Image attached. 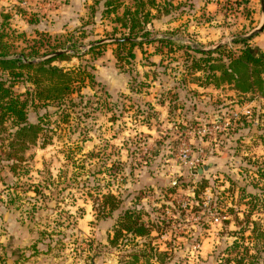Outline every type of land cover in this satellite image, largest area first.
<instances>
[{"label":"rangeland","instance_id":"obj_1","mask_svg":"<svg viewBox=\"0 0 264 264\" xmlns=\"http://www.w3.org/2000/svg\"><path fill=\"white\" fill-rule=\"evenodd\" d=\"M140 1L61 0L75 11L63 12L56 32L36 27L42 12L18 4L21 17L3 27L10 12L0 8L12 56L28 63L70 49L50 65H85L96 78L62 106L29 94L34 69L21 77L0 71L28 100L27 122L43 128L36 143L6 155L16 126L3 120L0 264H264V237L254 232L255 223L264 229V84L243 91L211 67L226 66L246 45L264 56L257 35L234 42L262 25L261 0H155L159 11L143 0L152 13L150 35L138 34L144 43L111 41L129 34L117 16ZM165 36L174 42H146ZM188 45L210 51L205 70L192 68L201 54ZM238 75L243 88V67ZM200 149L205 161L192 164ZM91 192L114 193L119 209L98 217ZM127 210L139 212L147 234L116 238Z\"/></svg>","mask_w":264,"mask_h":264},{"label":"trees","instance_id":"obj_2","mask_svg":"<svg viewBox=\"0 0 264 264\" xmlns=\"http://www.w3.org/2000/svg\"><path fill=\"white\" fill-rule=\"evenodd\" d=\"M140 2V5L137 6L134 11L131 12L130 10H127L126 12H124L123 16H117V20L121 21L123 28H126V30L129 31L128 35H124L120 38L127 40H120L118 41L119 44H142L144 43V41L137 40V38L139 37L138 34L142 33V36L145 37H148L150 35V32L147 30L146 25L150 22L152 13L150 11L144 12L143 8L145 3L143 0H141ZM152 4L154 5V8L159 11L160 6L158 3V5L156 4L155 0L152 1ZM3 18L4 20L1 25L4 27L5 22H7V20L10 21L11 17L9 14H5ZM3 27H0V71H8L12 74H15L16 77H21L24 76L25 69H34L36 72L35 75L28 76V80L32 82L34 87L32 91L28 92H30L29 94L33 96L34 100H38L44 103L56 100L63 106L69 98H72L71 96L74 93L78 92L79 94L82 87H86L90 83L94 84L96 79L95 74L88 70V67L85 65H80L76 68L68 70L50 65L51 62L57 59H68V54L66 53L61 54L56 58L41 61L38 63H24L22 60L23 58H16L12 56L9 51L8 43L3 42L2 40L4 36L2 33ZM146 42H160L162 44H168L173 43L174 39L170 38L169 36H165L161 39H146ZM234 42L246 43L248 42V39H242L240 41L234 39ZM75 45L76 43H74V46ZM98 47V45L91 46L88 50V53L94 51ZM188 47L189 49L194 50L195 53L201 54V57H194L195 61L193 62L192 68L205 70L203 63H209L210 60H212V57H210V51L193 48L194 46L192 47L191 45H188ZM214 52L217 51H213V53ZM47 54L49 53L47 52L45 55ZM131 54L133 55V53ZM229 60L230 62L226 66L223 62L222 65H212L211 67L223 68L222 72H224V74L228 76L229 81L232 82V80H234L236 85H239L237 89L240 88L243 91H247L249 89H252L257 82L260 84H264V77L261 76L259 71L260 69H258L262 66L264 67L263 55L254 53L252 49H250V47L246 45V47H244L238 57H232ZM240 67H243L246 75V86L243 88L240 87L241 81L240 76L238 75ZM257 74L258 80L256 79ZM43 76L49 80H45ZM11 88L12 82L10 84H7L2 79V77H0V136L2 130L6 129L4 127L3 120L12 118L14 120L13 125L16 126L14 132L15 141L11 144V151H7L6 155L16 154V156H18L20 152H22L29 146V143H36V138H38L42 133L43 128L41 123L31 124L27 122L25 108L27 106L28 100L21 99V96L19 94H14ZM103 164L104 170H108V163L104 162ZM90 194H92L91 196L94 200V208L97 211L98 217L100 218H105L107 215L113 214L115 210L119 209L121 205V199H119V197H117L112 192H91ZM119 219L120 228L116 230V238L122 235L123 231H129L134 233L135 235H145L148 233V228L146 227V225L139 222V212H137L136 210H127L123 215H119ZM255 225L256 227L254 228V232L256 233V235L259 238L264 237V229L257 228V223H255Z\"/></svg>","mask_w":264,"mask_h":264},{"label":"crops","instance_id":"obj_3","mask_svg":"<svg viewBox=\"0 0 264 264\" xmlns=\"http://www.w3.org/2000/svg\"><path fill=\"white\" fill-rule=\"evenodd\" d=\"M16 4L26 7L32 6V9L35 8L37 11L42 12V14H38L42 17L39 22L36 21V27L40 28V26L44 23V27L47 29L46 31L53 32L58 31L57 29L63 30L62 21L68 18V13L66 10L75 11V9L72 8L73 4L70 6L71 9L68 7L62 8L63 4L61 0H34L33 2H29L28 0H0V8L3 10V13L10 12V20H12L15 16L17 18L21 17V15H18V13L16 12ZM63 12L67 14H64ZM256 38L257 39H255V44L264 48V31L259 33Z\"/></svg>","mask_w":264,"mask_h":264},{"label":"water","instance_id":"obj_4","mask_svg":"<svg viewBox=\"0 0 264 264\" xmlns=\"http://www.w3.org/2000/svg\"><path fill=\"white\" fill-rule=\"evenodd\" d=\"M261 3H262V12H263V15H264V0H261ZM264 30V21L262 23V25L256 29H254L252 32H250L249 34L247 35H244L243 38L245 39H251L253 38L254 36L258 35L259 33H261L262 31ZM120 40H127V39H120V38H113L111 39V41H120ZM105 40H102V41H97L89 46H87L88 48L93 46V45H97V44H100V43H103ZM221 44L217 45V47H219ZM215 47V48H217ZM206 50H211V49H206ZM71 50L70 49H62V50H58V51H55V52H52V53H49L47 55H44L42 57H39L35 60H28L27 62L29 63H38V62H41V61H46V60H50V59H53V58H56L58 57L59 55L61 54H64V53H68L70 52ZM23 58L24 60H26L25 56L21 55V56H17V58Z\"/></svg>","mask_w":264,"mask_h":264},{"label":"built area","instance_id":"obj_5","mask_svg":"<svg viewBox=\"0 0 264 264\" xmlns=\"http://www.w3.org/2000/svg\"><path fill=\"white\" fill-rule=\"evenodd\" d=\"M182 149L180 151V156L187 158L189 156V147L185 142L182 143ZM207 157L206 152L203 149L199 150V153L194 157L195 161H192V164L199 165L200 163H203Z\"/></svg>","mask_w":264,"mask_h":264}]
</instances>
